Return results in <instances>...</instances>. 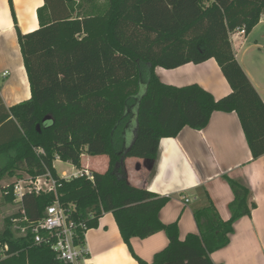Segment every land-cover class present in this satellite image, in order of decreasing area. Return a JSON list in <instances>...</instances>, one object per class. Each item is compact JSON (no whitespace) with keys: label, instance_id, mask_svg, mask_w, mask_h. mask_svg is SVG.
Segmentation results:
<instances>
[{"label":"trees","instance_id":"16d2710c","mask_svg":"<svg viewBox=\"0 0 264 264\" xmlns=\"http://www.w3.org/2000/svg\"><path fill=\"white\" fill-rule=\"evenodd\" d=\"M263 12L264 0H105L90 12L77 0H44L39 28L27 34L16 28L30 99L8 109L0 104V180L49 172L56 183V195L23 196L28 221H38L57 197L88 230L111 213L138 264H214L210 255L229 244L235 222L256 207L250 190L224 176L233 200L223 221L207 192L197 189L203 202L192 211L197 233L181 240L176 222L159 219L169 198L129 184L122 162L152 163L161 139L175 138L185 127L203 129L213 112H235L252 159L264 155V102L229 39L241 27L248 35ZM209 59L231 89L217 100L197 84L166 85L154 73L156 67L172 70ZM129 131L133 140L125 147ZM84 154L106 156L107 170L91 171L92 180L56 173V160L83 170ZM0 190L12 203V184ZM18 216L6 218L0 230V264H62L48 246L34 244L29 231L15 236L11 219ZM158 232L168 244L147 263L133 253L130 240ZM77 244H84L82 236Z\"/></svg>","mask_w":264,"mask_h":264},{"label":"crops","instance_id":"0c3cea01","mask_svg":"<svg viewBox=\"0 0 264 264\" xmlns=\"http://www.w3.org/2000/svg\"><path fill=\"white\" fill-rule=\"evenodd\" d=\"M77 3L84 11L90 12L105 0H77ZM43 5L44 0H12L11 9L8 0H0V104L6 109L30 99L16 28L22 34L37 30V11ZM261 23H264V12L257 25ZM252 31L231 44L237 62L264 102L259 77L246 70L242 62ZM154 73L166 85L184 87L197 84L216 100L231 93L214 59L172 70L156 67ZM125 135V147H128L133 135L131 131ZM122 164L129 184L169 198L159 212V219L164 224L176 222L181 240L187 234L197 233L192 211L195 206L203 204L197 189L207 192L219 217L227 221L230 218L228 205L233 195L224 176L246 186L256 207L250 217L235 222L229 244L212 253L210 258L214 264H264V155L252 159L235 112H213L203 129L185 127L175 138L161 139L152 163L126 158ZM81 167L89 172L103 173L108 168V158L84 154ZM167 244L164 232L130 240L133 253L147 263L152 262L154 255ZM85 245L88 254L84 264H138L122 241L111 213L103 214L98 227L87 231Z\"/></svg>","mask_w":264,"mask_h":264},{"label":"built area","instance_id":"2783aa9c","mask_svg":"<svg viewBox=\"0 0 264 264\" xmlns=\"http://www.w3.org/2000/svg\"><path fill=\"white\" fill-rule=\"evenodd\" d=\"M246 36L243 27L237 28L229 34L230 42H237ZM5 74H3L4 76ZM85 176L92 180L91 173L86 170H74L66 175L63 173L61 178L69 179L72 177ZM13 202L19 204V215L11 219L12 229L17 237L25 236L30 232L33 242L36 245H46L54 253L57 261L62 264H84L88 254L85 245V235L88 231L86 224L71 218V210L64 209L57 197L52 204L47 206L43 216L36 222L30 223L25 215L22 206L23 196L34 193H54L56 195V183L52 175L47 172L44 175L31 178L25 177L16 180L12 184ZM188 200H185L187 203ZM82 236L83 245H78L77 241Z\"/></svg>","mask_w":264,"mask_h":264},{"label":"rangeland","instance_id":"374dc122","mask_svg":"<svg viewBox=\"0 0 264 264\" xmlns=\"http://www.w3.org/2000/svg\"><path fill=\"white\" fill-rule=\"evenodd\" d=\"M245 48L246 52L242 62L246 70H250V73L259 77V81L262 85V94L264 95V23L255 27L248 37ZM248 66L251 67V69ZM96 163L100 162L96 161ZM54 169L59 176H62L63 173L68 175L75 170L70 164L58 161L55 162ZM17 175H21L22 178L29 177L24 172H19L13 177L4 176V178L0 180V187L4 188L13 184L19 179L17 178ZM19 207L20 205L14 203L13 201L12 203H5L2 191L0 190V230L4 227V220L18 213ZM15 236L17 235L15 234Z\"/></svg>","mask_w":264,"mask_h":264},{"label":"water","instance_id":"95a60500","mask_svg":"<svg viewBox=\"0 0 264 264\" xmlns=\"http://www.w3.org/2000/svg\"><path fill=\"white\" fill-rule=\"evenodd\" d=\"M37 129H39V127H37Z\"/></svg>","mask_w":264,"mask_h":264}]
</instances>
